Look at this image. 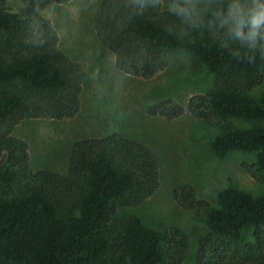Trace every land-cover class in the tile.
Wrapping results in <instances>:
<instances>
[{
  "label": "trees",
  "instance_id": "16d2710c",
  "mask_svg": "<svg viewBox=\"0 0 264 264\" xmlns=\"http://www.w3.org/2000/svg\"><path fill=\"white\" fill-rule=\"evenodd\" d=\"M22 1L13 10L0 0V264H181L188 236L145 224L131 211L160 186L157 155L143 141L116 130L82 137L71 144L64 170L32 168L29 145L14 135L16 126L30 118L75 117L86 73L60 48L58 31L41 12L69 0ZM132 3L100 0L94 12L97 38L116 67L152 78L166 67L170 51L196 56V68L205 67L214 80L208 92L190 98L187 109L220 131L211 142L216 155L256 152L264 170L260 52L252 62L234 57L219 46L218 33L179 24L163 0L158 9L138 10ZM184 111L172 98L150 108L167 118ZM195 193L189 184L175 189L181 205L198 204L210 230L198 242L196 264H264V247L254 257L231 255L226 246L250 227L261 229L257 240H264V193L231 185L220 191L218 206L197 203Z\"/></svg>",
  "mask_w": 264,
  "mask_h": 264
},
{
  "label": "rangeland",
  "instance_id": "374dc122",
  "mask_svg": "<svg viewBox=\"0 0 264 264\" xmlns=\"http://www.w3.org/2000/svg\"><path fill=\"white\" fill-rule=\"evenodd\" d=\"M99 1L69 0L42 9L59 33L60 48L85 69L82 108L75 117L64 120L24 119L14 135L27 141L32 168L46 166L59 171L67 166L71 144L82 137L104 136L116 130L149 145L159 161L160 186L131 211L145 224L185 233L190 248L181 264H196L198 242L210 230L198 204L181 205L175 189L192 185L197 203L203 200L218 206L220 191L231 185L255 196L264 193V170L256 164V152L233 150L216 155L211 142L220 131L187 109L190 98L208 92L214 80L205 67L196 68V56L172 50L166 67L152 78L137 77L116 67L113 53L100 44L95 32L94 12ZM163 2L166 5L167 1ZM5 3L13 10L23 6L22 0ZM169 98L185 106L183 114L167 118L150 112L152 106ZM257 231L261 229L250 227L239 241L226 240L230 254L260 255L264 240H257Z\"/></svg>",
  "mask_w": 264,
  "mask_h": 264
},
{
  "label": "clouds",
  "instance_id": "9594fccd",
  "mask_svg": "<svg viewBox=\"0 0 264 264\" xmlns=\"http://www.w3.org/2000/svg\"><path fill=\"white\" fill-rule=\"evenodd\" d=\"M160 4L161 0H133L132 6L145 10ZM165 7L179 24L214 30L219 46L234 57L252 62L259 51L264 58V0H167Z\"/></svg>",
  "mask_w": 264,
  "mask_h": 264
}]
</instances>
